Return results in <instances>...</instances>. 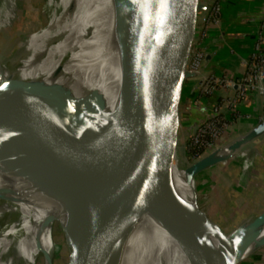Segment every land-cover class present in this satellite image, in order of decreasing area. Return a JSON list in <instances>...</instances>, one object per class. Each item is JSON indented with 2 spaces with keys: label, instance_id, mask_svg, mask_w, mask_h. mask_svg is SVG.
<instances>
[{
  "label": "water",
  "instance_id": "water-1",
  "mask_svg": "<svg viewBox=\"0 0 264 264\" xmlns=\"http://www.w3.org/2000/svg\"><path fill=\"white\" fill-rule=\"evenodd\" d=\"M120 1L125 50L124 107L118 113H103V97L97 105L74 232L72 236L64 234L67 248L64 264H131L133 254L120 262L115 263V259L135 214L144 203L151 204L174 226H185L206 238L213 236L220 253L209 264H242L264 247L263 240L249 255L243 256L261 235L258 228L264 222V207L227 230L204 211L206 226H203L181 205L168 183L172 159L187 182L194 183L195 176L204 169L239 155V151L246 150L264 135L263 120L199 158L189 168H182L188 114L209 30L210 2ZM87 2L60 0V8L70 14L69 24L74 23L73 16L80 20ZM208 59L206 55L205 61ZM64 96L62 88L38 83L8 82L0 86V141L34 130L48 148V157L55 159L64 142L59 130V110ZM194 193L197 203L195 186ZM48 223L52 226L55 221ZM245 228L249 232L236 239ZM188 256L192 264L208 262L192 249Z\"/></svg>",
  "mask_w": 264,
  "mask_h": 264
},
{
  "label": "bare ground",
  "instance_id": "bare-ground-1",
  "mask_svg": "<svg viewBox=\"0 0 264 264\" xmlns=\"http://www.w3.org/2000/svg\"><path fill=\"white\" fill-rule=\"evenodd\" d=\"M16 1L22 5V0H0V30L12 18ZM60 6V0L46 1L48 21L24 37L12 57L15 67L11 71L6 68L0 50V86L31 82L60 87L65 93L59 110V130L64 142L55 159L48 157V148L34 130L0 141V217L16 216L0 233V264H12L16 258L33 264L38 254L43 255L44 264H50L57 246L48 221L53 220L56 225L60 218L66 217L68 227L64 226V234L72 236L97 105L103 97V113H118L124 107L121 1L88 0L82 7L80 20L73 16V24L68 22L70 14ZM248 154L247 149L239 151L238 156L244 160L242 171H247L250 165ZM186 181L172 159L168 167L171 190L181 205L206 226L204 209L199 213L195 205L194 190L183 191ZM188 184L194 187L193 181ZM189 202L191 208L186 207ZM248 232L249 229H243L236 239ZM258 232L261 235L243 256L264 240V222ZM191 249L208 260L206 264L220 253L213 236L206 238L185 226H174L151 204L144 203L125 234L115 263L133 254L131 264H192L188 256Z\"/></svg>",
  "mask_w": 264,
  "mask_h": 264
},
{
  "label": "crops",
  "instance_id": "crops-1",
  "mask_svg": "<svg viewBox=\"0 0 264 264\" xmlns=\"http://www.w3.org/2000/svg\"><path fill=\"white\" fill-rule=\"evenodd\" d=\"M211 1L214 0H209V2ZM220 2L222 10L220 25L209 28L203 45V49L207 50L209 56L203 71L204 73L214 72L217 75L224 74L231 78L240 75L244 71L243 61L251 52L255 36L259 31H261L263 37L264 47V0H220ZM218 97L219 94L217 93L213 96L204 97L197 102H192L187 120V140L197 130L198 126L214 115V106ZM263 105L264 99L256 93H249L245 98L238 101L233 111L222 107L221 112L227 113V117H232V119L239 115V118L233 120L230 126L236 123L235 130L243 133L256 124L259 115L257 113ZM227 132L225 131V133ZM247 150L251 153L249 155L251 162L249 165L250 171L247 170V173H244V178L250 173L251 177L253 176L256 179L253 186L258 191L257 193L261 190L264 192V135L256 139ZM257 154L261 158L258 159L255 165L254 161H256ZM238 157L237 155L225 162L212 165L201 173L207 174V180L210 183H217L223 187L232 186L235 189L236 187L245 188L247 185L252 186L247 184L246 178L243 180ZM239 158L241 159V157ZM254 165L260 168L258 170L256 168V171L252 172L251 168ZM215 174L216 176H213ZM260 199L256 203L259 206L257 212L264 207V193ZM242 264H264V247L246 258Z\"/></svg>",
  "mask_w": 264,
  "mask_h": 264
},
{
  "label": "rangeland",
  "instance_id": "rangeland-1",
  "mask_svg": "<svg viewBox=\"0 0 264 264\" xmlns=\"http://www.w3.org/2000/svg\"><path fill=\"white\" fill-rule=\"evenodd\" d=\"M46 1L47 0H22V5H17L18 3L16 1L17 6L15 5L16 9L14 10L12 18L7 21L8 23H6V25L4 26L5 28L3 27L2 30H0V50L2 53L3 59H5L6 61L5 66L8 70L11 71L15 67L12 63V57L17 52L18 48L23 42L24 37L28 36L30 33H34L38 31L39 28L43 27L47 23L48 12L44 10ZM260 111H258L257 114H259ZM258 123H259V120H256V124H254V126L257 125ZM235 124L236 123L228 127V129L230 130L227 129L226 130V132L228 131L227 133L225 132H224L225 134L222 133L220 136L216 138V140H214L215 146L226 144L230 140H233V138H235L234 137L235 135L241 134L240 132L235 130L236 129L234 128ZM187 144H188V140L185 143L184 159L181 157L183 160L182 168L184 167L189 168L193 162H195L199 158L209 153L207 151L204 154L200 153L201 154L200 156H196L194 155V152L190 150ZM248 155H251V153H249ZM256 156H257L255 158L256 161H254L255 165L257 164L258 159L261 158L258 154ZM176 158L179 159V155L176 156ZM238 159L240 160V166L242 168L244 160L242 158L240 159L239 157ZM255 165L252 166V168L250 167L252 172L253 171L255 172L256 168L257 170L260 168ZM247 170L250 171L249 167ZM178 172L183 173L179 169H178ZM242 173H243V180H245L246 178L248 182L246 183L251 184L252 186L247 185L245 188L236 187L235 189L232 186L223 187L222 185H218L217 183H212V182L210 183L209 180H207L208 178L207 174L199 173L198 175H196L194 178V186L197 191L198 201L197 203L195 202V205L199 213L202 211H206L208 213L212 212L211 215L215 216L219 220V222H222L229 226H233V224L236 221L231 222L233 221V219L230 217L232 215L230 213L231 212L233 213L232 208H235V211L237 212V213L235 212V216L237 215L241 216L244 213H246L245 212L246 210L243 213H241L243 209L241 206L243 204L248 203L249 208L253 209L256 206L255 203L261 200L260 197L263 196L264 192L263 190H261V192L257 193L258 191H256V189L253 186L256 183L254 182L256 179L253 178V176L251 177L250 173L247 174V176H245L244 178V173L246 174L247 172L242 171ZM213 176H216V174ZM190 186L191 185H189L188 182L186 181L183 191L186 192L188 190H194V187L192 186L190 187ZM212 188L215 190L213 191ZM191 202L186 204L187 208H191ZM218 202H221L220 205ZM222 203H223V206L221 207ZM238 208H241V209L238 210ZM15 219H16V216L15 217H9V216L7 217L6 215L1 216L0 217V233L3 232L11 223H13ZM64 226L68 227V221L66 217L60 218L56 225L55 224L52 225V237H53V241L55 245L57 246L56 251L54 255L52 256V264H64L65 263V257L67 255V248H66V243H65V238H64ZM8 254L9 255L12 254L11 249H9ZM5 257H8V256H5ZM43 259H44L43 255L38 254L33 264H44ZM12 264H25V262L21 258H18V259L16 258L14 259Z\"/></svg>",
  "mask_w": 264,
  "mask_h": 264
},
{
  "label": "built area",
  "instance_id": "built-area-1",
  "mask_svg": "<svg viewBox=\"0 0 264 264\" xmlns=\"http://www.w3.org/2000/svg\"><path fill=\"white\" fill-rule=\"evenodd\" d=\"M221 14L220 0L211 1L208 12L209 28L220 25ZM206 55L207 50L203 49L193 101L197 102L204 97L213 96L217 93L219 97L214 106V116L198 126L197 130L188 138L187 145L196 156L217 149L219 146L214 145V140L228 129L233 120L239 118V115L233 119L222 117V107L233 111L238 101L245 98L249 93H256L264 99V47L261 31L257 33L252 50L243 61L244 71L238 76L230 78L224 74L217 75L214 72L204 73ZM258 120L259 122L264 120V105L261 108ZM199 149L203 153L200 154Z\"/></svg>",
  "mask_w": 264,
  "mask_h": 264
},
{
  "label": "trees",
  "instance_id": "trees-1",
  "mask_svg": "<svg viewBox=\"0 0 264 264\" xmlns=\"http://www.w3.org/2000/svg\"><path fill=\"white\" fill-rule=\"evenodd\" d=\"M222 114H224V115H222ZM230 114H232V113H230ZM229 114V115H230ZM214 116V115H213ZM212 116V117H213ZM221 116L222 117H224V118H232V117H227V113H221ZM212 117H210V118H212ZM200 153H202V150L201 149H199L198 150ZM219 203V205H220V203L221 202H218ZM215 205V204H214ZM255 207L253 208V209H250L249 208V206H248V203H246V204H243L241 207L243 208L242 209V211H241V213H243L245 210V212L246 213H244L243 215H241V216H239V215H237V216H235V208H232L233 209V213L231 212L230 214H232L230 217L233 219V221H231V222H234V221H236L234 224H233V226L234 225H236L237 223H239V221L240 220H242L244 217H246L247 215H249L250 213H253V212H257V209H258V205L255 203ZM223 206V203L221 204V207ZM241 208H238V210H240ZM222 211H224V210H222ZM259 211V210H258ZM208 213V212H207ZM237 213V212H236ZM239 213V212H238ZM209 214V216L214 220V221H216V222H218L219 223V225L223 228V229H225V230H227V229H230L232 226H229V225H227V224H224V223H222V222H219V220L215 217V216H213V215H211L212 214V212H209L208 213ZM218 217V216H217ZM219 218V217H218ZM231 219V220H232Z\"/></svg>",
  "mask_w": 264,
  "mask_h": 264
}]
</instances>
